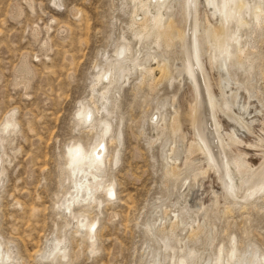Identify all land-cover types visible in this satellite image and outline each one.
<instances>
[{"label": "rangeland", "instance_id": "374dc122", "mask_svg": "<svg viewBox=\"0 0 264 264\" xmlns=\"http://www.w3.org/2000/svg\"><path fill=\"white\" fill-rule=\"evenodd\" d=\"M53 1L0 0V125L9 115L15 123L0 136V246L12 251L15 264H177L181 259L198 264L200 257L206 262V256L214 258L219 249L227 259L232 249L237 256L248 245L264 254V201L256 196L244 201V188L233 200L214 175L197 170L196 159L183 151L175 161L171 160L174 157L166 160L172 143L181 149L194 144L184 122L179 123L176 134L171 132L168 118L152 122L159 105H163L161 113H171V100L180 110L185 99L191 98L171 66L168 76L159 78L155 69L153 79L146 77L142 82L135 72L116 95H109L105 106L110 114L105 118L111 122L112 132L121 131V144L118 163L106 164L102 179L113 182L114 196L108 200L101 188L94 193L100 200L98 207L74 204L66 216L60 208L70 186L63 147L69 141L87 144L91 138L75 120L77 103L92 109L93 103L99 106L98 93L104 83L94 87L91 99L90 82L100 66L105 69L112 59L114 49L122 43L120 36L131 47L136 41L128 26L129 0ZM179 1L174 0V19L184 28ZM254 36L253 69L243 65L225 72L223 68L237 86L231 88L226 79L228 83L220 81L214 89L231 106L233 99L231 110L238 128L233 132V124L224 121L222 134L242 140L238 147L249 161V182L264 173V26ZM178 44L162 47L176 67L183 58ZM236 90L239 95L231 96ZM200 116L205 117L204 110ZM200 122V130L210 141V126L204 118ZM106 150L112 153L114 145H107ZM233 150L225 147L228 158L236 154ZM171 162L180 166L176 178L169 175ZM183 204L190 210L185 211ZM78 213L97 222L92 251L85 228L76 234L72 218ZM190 230L197 233L192 235ZM54 240L63 247L66 258H60V251L38 258ZM163 241L169 248H163ZM147 248L159 252L148 258Z\"/></svg>", "mask_w": 264, "mask_h": 264}, {"label": "bare ground", "instance_id": "6f19581e", "mask_svg": "<svg viewBox=\"0 0 264 264\" xmlns=\"http://www.w3.org/2000/svg\"><path fill=\"white\" fill-rule=\"evenodd\" d=\"M129 1L132 8L131 20L128 26L131 29L132 38L136 42L131 47V44L120 36L122 43L114 49L111 55L112 59L107 61L105 69L102 70V66H100L101 71L97 72L95 79L90 82L91 99L95 91L94 87L101 82L104 83L98 93L99 106L93 103L95 107L92 109L85 106L81 101L77 103L74 112L75 120L77 124L82 125L91 134V138L87 144H83L80 141H69L63 147L67 160L70 186L64 196H62V200H60V208L68 216V214L72 213L74 204L81 203L80 206L82 208L98 207L100 200L95 199L94 193L101 188H104L105 196L108 200L114 196L113 182H104L102 179L106 164L115 166L118 163L117 147L121 144V131L117 128L112 132L111 122L105 118L110 114L105 106L109 102V95H116L121 85L127 82L135 72H138L139 82H142L146 77L151 79L152 72L155 69L160 73L159 78L165 77L170 71V66L176 76L180 78L183 86H186V92H190L191 96L187 95L185 98L188 96L191 98L190 100L185 99L186 102L180 110L178 106L175 107L173 105L175 100H171V113H161L163 105H159L152 116V122H164L168 118L170 130L175 134L179 129V123L184 122L191 130L192 138L189 139L194 144L181 149L174 146L176 143H170L169 158L166 156V160L170 162V157H174L171 160L172 162L173 160L175 161V157L183 151L196 159L195 161L198 162L197 170L209 171L214 175L219 181L223 192L228 194L233 200L238 198L236 194L244 188L245 194L241 198L244 201L255 196L264 201V173L253 182L248 181L246 173L250 169L249 161L246 158V154H243L244 151L238 147L242 140L239 139L241 140L240 142L233 134L238 128V125L234 124L233 116L235 113L231 110L232 106H234L233 99L231 106L225 100V96V98L221 97L214 90L219 88L220 81L225 84L226 82L228 83L226 79L230 80L225 75L224 70L228 72L233 67L242 69L243 65H246L250 70L253 69L251 56L254 50V34L264 26V0H180V11H183L181 16L185 22L184 28L178 26L174 19V0ZM53 2L57 4L59 0ZM176 43H179L180 45H178L183 50V58L178 67L174 65L175 63L171 65L169 57L162 53L163 46L165 49H169L173 45L177 46L175 45ZM218 69L222 77L217 73ZM212 70L215 73L214 78ZM235 82L237 81H229V85L233 89L236 88L235 85L237 86ZM237 90L240 92L242 89ZM237 90L232 91L230 95L238 96ZM176 105L178 104L176 103ZM247 109L246 104L244 110ZM202 110L205 112V117L200 116ZM100 112H103L104 115H101ZM236 117L240 119L238 116ZM203 118L211 128L209 133H213L210 141L207 139L209 136L206 134L207 131L206 135H204L200 130V126L202 127L200 119ZM224 121H230L233 124V136L230 138L222 134ZM240 123H242L241 125L248 133H252L249 131V127L246 126L247 124L242 121ZM14 126L15 123L11 115L4 118L0 125V136L10 132ZM107 145H114V150L110 154L106 150ZM225 147H232L235 149L233 152L235 151L236 154L228 158L225 153ZM0 149L2 150V146H0ZM175 164L172 163L171 165L173 166L168 170L169 175L173 178H176V175L181 171L178 169L180 166L177 167ZM1 176L2 169L0 167V183L2 182ZM193 180L196 181L195 179ZM236 203L235 201L231 202V204ZM198 205L202 209L200 202ZM181 207L185 211L189 209L185 205ZM72 220H76V234H78L79 229L82 228L84 230L85 228V236L88 239L90 251H92L97 222L95 220L88 221L80 213ZM171 225V228H173L174 222ZM151 228L149 226L150 232H152ZM196 230H199V227ZM195 233L197 231H191L192 235ZM163 242V248H169L167 242ZM58 243V241L54 240L53 244L47 245L45 253L41 251L38 258L52 256L56 251H60L58 252L60 258H66L63 247L61 248ZM257 249V247L248 245L247 251H243L237 256L232 249L228 253L227 259L223 258L219 249L217 255L213 256L214 258L207 257V255L206 262L205 258L200 257L201 261L198 264H264V254L258 252ZM152 252L156 256L159 251L157 252L154 248H150L148 250V258H150V254H153ZM188 255L191 262L192 252L189 251ZM0 264H15V256L7 247L2 248L0 246ZM177 264L187 263L181 259Z\"/></svg>", "mask_w": 264, "mask_h": 264}]
</instances>
